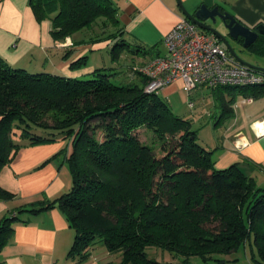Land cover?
<instances>
[{
    "label": "trees",
    "instance_id": "1",
    "mask_svg": "<svg viewBox=\"0 0 264 264\" xmlns=\"http://www.w3.org/2000/svg\"><path fill=\"white\" fill-rule=\"evenodd\" d=\"M29 3L38 20H50L56 41L106 20L111 28L100 27V34L120 41L111 48L112 58L128 46L120 37L112 0ZM247 52L264 58V36ZM85 64L83 57L70 66ZM113 70L96 69L89 79L69 78L29 73L0 57V171L22 146L71 142L66 159L70 190L4 217L0 252L13 225L26 222L22 214L58 208L74 232L68 256L79 263L100 242L107 252L121 254L119 264H166L148 258L149 247L183 258L184 264L194 257L203 264H226L223 257L248 247L254 254L251 264H264V187L237 164L216 169L215 150L200 145L190 122L175 115L158 94L144 92L143 76L131 71L138 80L120 86L110 80ZM211 91L219 108L216 123L233 115L237 96L264 97V85ZM142 126L159 136V152L154 143L138 139ZM12 198L0 188V200Z\"/></svg>",
    "mask_w": 264,
    "mask_h": 264
},
{
    "label": "crops",
    "instance_id": "2",
    "mask_svg": "<svg viewBox=\"0 0 264 264\" xmlns=\"http://www.w3.org/2000/svg\"><path fill=\"white\" fill-rule=\"evenodd\" d=\"M112 1L118 9L121 39L128 46L140 50L134 57L143 64L164 55V37L181 18H185L177 0ZM179 1L191 14L205 4L229 12L250 28L264 24V0ZM68 38L72 46L58 47L56 44L59 41L51 35L50 20H38L29 0H0V57L11 67L29 73L80 78L98 69L88 64L89 56L111 46L108 41L76 44L73 36ZM146 51L150 52L142 53ZM83 57H86V64L72 69L71 63ZM104 68L114 69L113 66ZM128 73L131 82L138 80L135 74ZM182 88V81L177 80L158 93L173 112L180 110L174 107L177 99L188 104L192 97L193 91L186 93ZM253 100L241 103L251 105ZM257 114L248 123L247 130L241 128L229 136L223 135L220 141H213L205 147L215 150L213 156L216 169L222 170L237 164L242 173L253 179L257 186L264 187V134L256 135L251 128L254 122L264 119V108ZM238 134L246 146H234ZM63 149H66V153L60 154ZM70 153L71 142L67 140L20 147L0 171V188L13 195L9 201L0 200V221L14 214L21 206L52 201L67 193L71 188V175L66 164ZM21 218L26 222L13 225L14 231L9 242L0 252V264H119L121 261L120 253H109L104 246H94L89 250L87 259L81 263L68 256L74 232L58 208L34 215L24 213ZM242 251L240 255L237 252L223 257L229 261L226 264H251L254 254L248 247ZM170 259L184 264L183 258L170 255ZM170 261L163 262L172 264Z\"/></svg>",
    "mask_w": 264,
    "mask_h": 264
},
{
    "label": "built area",
    "instance_id": "3",
    "mask_svg": "<svg viewBox=\"0 0 264 264\" xmlns=\"http://www.w3.org/2000/svg\"><path fill=\"white\" fill-rule=\"evenodd\" d=\"M67 37L57 42L58 47L71 46ZM166 53L146 63L133 66L132 71L145 78L144 92L158 94L171 83L181 80L183 91L190 93L199 87L210 90L218 87H244L264 85V73L238 63L222 47L218 39L203 31L186 18H181L164 37ZM69 43V44H68ZM251 98L243 102L250 103ZM192 108V102L188 101ZM256 135L264 134V119L260 120ZM236 148L246 146L240 134L235 136Z\"/></svg>",
    "mask_w": 264,
    "mask_h": 264
},
{
    "label": "rangeland",
    "instance_id": "4",
    "mask_svg": "<svg viewBox=\"0 0 264 264\" xmlns=\"http://www.w3.org/2000/svg\"><path fill=\"white\" fill-rule=\"evenodd\" d=\"M100 27L101 29L102 27H106L105 30H109L111 28L108 21L99 20L97 25L94 26L92 30L83 29L75 33L73 35V39L78 43L97 42V44H99L107 41L111 42V46L108 49L103 48L97 50L96 52H93L92 54L90 53L91 55L89 56L88 64L93 65L95 69H104V67L113 66L114 74L110 78L113 84L120 86L132 84L133 82H131L130 78L128 77V71L131 72L133 66L141 64L139 60L135 58L137 54V52L135 51L136 48L133 46H126L119 53L116 59L112 58L111 48L114 44L120 43V41L111 36L100 34ZM213 27L226 36V30L219 20L216 21ZM228 41L231 47L241 58L254 65L264 66V58L250 55L246 51H243L237 42L231 39H228ZM72 45L73 44H71V46ZM138 56L141 57L140 54H138ZM91 75L92 74L85 75L80 78L89 79L91 78ZM191 94L192 97L189 99V101L192 102L193 107L189 108L187 103H181L180 100L177 99L175 101L176 104H174V107H178V109L180 110H178L177 112L175 111L174 113L175 115H178L183 119H187L190 122V129L195 132L197 142L204 147L206 144H210L213 141H220V138H222L223 135L229 136L238 129L242 128L244 129V131L247 130L248 123L252 119H254L255 115H258L257 113H259L262 108H264V98H256L253 100V104L243 105L241 103V101H244L243 96L239 95L236 97L233 105V115L231 117L221 119L216 125V122L219 120V108L217 105V101L214 99L213 92L206 87H202L198 91L194 90ZM136 135L142 143H154L156 145V151L159 152V136L153 131L148 130L146 129V127L142 126L136 131ZM94 246L101 247L103 245L98 242ZM242 252L243 251L241 250V253L238 252V254L240 255L242 254ZM146 254L148 258L155 259L159 262L172 260L170 259L169 253L155 247L146 248ZM170 262L172 264H178L177 261ZM190 264H203V262L199 258L194 257L191 259Z\"/></svg>",
    "mask_w": 264,
    "mask_h": 264
},
{
    "label": "water",
    "instance_id": "5",
    "mask_svg": "<svg viewBox=\"0 0 264 264\" xmlns=\"http://www.w3.org/2000/svg\"><path fill=\"white\" fill-rule=\"evenodd\" d=\"M177 3L179 8L181 9L182 14L187 20H189L199 29L214 35L224 47V49L238 63L257 72L264 73V66L254 65L241 58L231 47L228 41V39H231L237 42L240 45L241 49L247 52L249 46L254 44L260 36H264V24H258L257 26L250 28L241 23L229 12L219 10L217 6H213L212 8H210L205 4L200 5L199 8L191 14L183 7L179 0H177ZM217 20H219L225 28L227 38L213 27Z\"/></svg>",
    "mask_w": 264,
    "mask_h": 264
},
{
    "label": "bare ground",
    "instance_id": "6",
    "mask_svg": "<svg viewBox=\"0 0 264 264\" xmlns=\"http://www.w3.org/2000/svg\"><path fill=\"white\" fill-rule=\"evenodd\" d=\"M253 128H254L256 131L260 132V131H259V128H260V122H259V121H258V122H255V124L253 125Z\"/></svg>",
    "mask_w": 264,
    "mask_h": 264
},
{
    "label": "flooded vegetation",
    "instance_id": "7",
    "mask_svg": "<svg viewBox=\"0 0 264 264\" xmlns=\"http://www.w3.org/2000/svg\"><path fill=\"white\" fill-rule=\"evenodd\" d=\"M224 35V34H223ZM225 36V35H224ZM226 38H227V36H226ZM221 44V43H220Z\"/></svg>",
    "mask_w": 264,
    "mask_h": 264
}]
</instances>
